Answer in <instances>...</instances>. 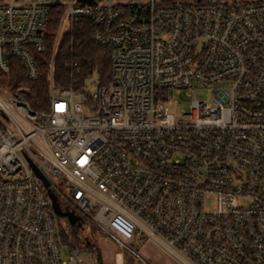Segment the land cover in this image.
Masks as SVG:
<instances>
[{
	"label": "built area",
	"instance_id": "2783aa9c",
	"mask_svg": "<svg viewBox=\"0 0 264 264\" xmlns=\"http://www.w3.org/2000/svg\"><path fill=\"white\" fill-rule=\"evenodd\" d=\"M54 6L50 109L0 92V264L98 263L62 258L49 187L116 242L115 264H154L142 240L177 264H264V0H0V70L12 56L39 78ZM85 18L112 61L93 94L53 78ZM196 85L213 101L173 112Z\"/></svg>",
	"mask_w": 264,
	"mask_h": 264
},
{
	"label": "trees",
	"instance_id": "16d2710c",
	"mask_svg": "<svg viewBox=\"0 0 264 264\" xmlns=\"http://www.w3.org/2000/svg\"><path fill=\"white\" fill-rule=\"evenodd\" d=\"M61 7L54 6L51 10L50 23L45 29L47 48L44 52H38L36 59L40 68V76L37 80H30L24 70L22 62L10 56V70L3 72L0 70V92L14 91L20 86L29 89L28 101L35 111L45 112L50 109L49 72L53 51V42L60 20ZM92 24L89 19H81L73 29L70 43L61 44V49L57 50L53 65V78L56 86L73 85L81 88L86 84V79L91 74H99V84L109 82L112 72V61L110 49L100 46L92 39ZM69 38V37H67ZM67 38L65 39L67 41ZM78 61L80 72L77 73L72 66L73 61ZM77 77L74 82L73 78ZM58 237L60 245L67 246L70 250L78 248H88L92 252L94 259L102 262L100 249L91 244L86 237H83L79 230L81 227H95L89 219L84 220L82 226L72 225L68 219L63 223L60 216L55 214ZM130 264H135L132 260L136 257L129 252ZM132 262V263H131Z\"/></svg>",
	"mask_w": 264,
	"mask_h": 264
},
{
	"label": "rangeland",
	"instance_id": "374dc122",
	"mask_svg": "<svg viewBox=\"0 0 264 264\" xmlns=\"http://www.w3.org/2000/svg\"><path fill=\"white\" fill-rule=\"evenodd\" d=\"M99 74L94 72L86 79V89L92 94L97 91L99 84ZM192 98L213 101V94L206 88L200 85H196L194 89L188 93L182 92L181 94H176L175 97L171 100L170 106L171 110L176 114L181 113L183 110H188L190 108V101ZM176 101V103L174 102ZM66 217L60 216L59 220L61 222L66 221ZM83 237H86L87 240L91 244H95L102 254V262L97 264H115L119 261V256H116V252L118 250L116 242L108 236L104 234L101 230L95 227H81L79 230ZM135 249L146 259L150 260L154 264H177L173 259H171L165 252H163L160 248L156 247L154 244L147 242L146 240H142L139 243H136L134 246ZM70 249L67 246H61V256L64 259H69ZM125 259L124 264H130V255L129 251H124ZM88 255H92V252L88 248H82L80 250V257L87 258ZM136 260H132L135 264H144L141 258L135 256ZM121 261V260H120ZM123 262V260H122ZM131 262V263H132ZM80 264H93L89 261L81 262Z\"/></svg>",
	"mask_w": 264,
	"mask_h": 264
},
{
	"label": "water",
	"instance_id": "95a60500",
	"mask_svg": "<svg viewBox=\"0 0 264 264\" xmlns=\"http://www.w3.org/2000/svg\"><path fill=\"white\" fill-rule=\"evenodd\" d=\"M85 1H91V0H85ZM33 168L37 175L41 177L47 186H49L50 182L45 177V175L37 168V166L32 162ZM48 193L52 199L53 202V208L57 215L66 217L72 225H78L80 223L81 216L75 212V210L70 209L68 207H62L56 194L52 191V189L48 188Z\"/></svg>",
	"mask_w": 264,
	"mask_h": 264
}]
</instances>
